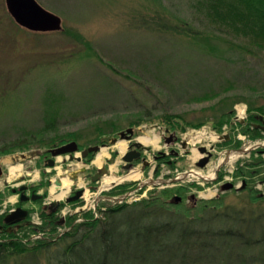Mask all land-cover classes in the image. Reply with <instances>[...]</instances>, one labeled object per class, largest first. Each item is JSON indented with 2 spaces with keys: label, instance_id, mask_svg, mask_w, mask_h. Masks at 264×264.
Wrapping results in <instances>:
<instances>
[{
  "label": "rangeland",
  "instance_id": "374dc122",
  "mask_svg": "<svg viewBox=\"0 0 264 264\" xmlns=\"http://www.w3.org/2000/svg\"><path fill=\"white\" fill-rule=\"evenodd\" d=\"M36 1L61 19V33L36 35L24 29L19 32L6 11L4 0H0V215L15 210L18 196L11 190L37 185L34 193L44 199L31 205L35 207L31 221L39 225L38 210L41 205L49 206L53 198L51 190L56 193L50 183L45 191L44 179L62 180L71 172L80 175L82 169L93 172L100 168L95 159L102 150L108 154L102 159V165L110 172L108 176L125 177L137 171L140 177L134 181L126 179L111 191L100 193L105 185L102 178L96 184V193L93 192L99 200L106 195L120 198L118 204H133L161 193L171 197L179 185L189 186L182 182L181 175L161 179L162 175L158 174L152 179L151 169L141 171V161L124 169L121 156L126 149L121 153L117 145L124 142L127 148L129 143L122 140L110 144V141L129 128L134 130L132 142H140L143 155L152 164L154 154L170 151L162 133L186 140L188 153L182 152L183 157L172 159L175 166L169 167L179 173L195 169L194 149L199 145L207 148L212 145L210 138L193 145L188 135L205 132L221 137L228 134V140L213 142L211 160L204 171H199L203 179L189 177L198 183L190 185L198 191L197 199L209 201L222 196L225 205L237 207L250 189L264 194V154L257 153L264 150V137L250 140L237 125L245 119L249 108L256 116L264 117V113L256 110L264 111V45L261 40L264 35L254 34L253 37L237 24L235 28L226 29L224 21L230 27L233 24L225 20L224 11L215 16L216 12L209 9L213 0ZM216 1L222 5L236 3ZM158 13L174 24L178 20L189 22L191 27L204 32L213 49L204 51L186 36L149 33L130 26L131 21L153 18ZM254 42L263 48H257ZM230 112L235 113L232 119L220 120L224 113ZM165 117H176L173 122L178 121L181 126L169 127ZM218 121L222 122L220 127ZM199 123H202L200 127L195 128ZM67 135H71L81 149L101 143L108 147H100L88 163L69 161L67 156L56 157L54 168H44L49 156L37 154L49 150L47 147L40 151L31 147L29 151L10 149L1 153L15 144L35 146ZM140 138L148 141H140ZM154 138H157L155 145L150 141ZM241 148H245L243 153L233 155L232 152ZM242 163L251 166L250 173L258 174L246 182L247 188L239 196L234 190L221 193L219 187L227 182L240 186L242 178L237 177V166ZM15 167L20 170L11 173ZM161 168V173L169 170ZM139 184H145L141 191H137ZM25 190L21 193L30 195ZM108 204L106 209L118 205ZM184 204L190 206L191 202ZM84 206L82 212L87 210ZM68 209L63 206L59 216L66 215ZM80 218V223L86 220L84 214ZM39 233L46 234L32 231L27 235Z\"/></svg>",
  "mask_w": 264,
  "mask_h": 264
},
{
  "label": "trees",
  "instance_id": "16d2710c",
  "mask_svg": "<svg viewBox=\"0 0 264 264\" xmlns=\"http://www.w3.org/2000/svg\"><path fill=\"white\" fill-rule=\"evenodd\" d=\"M231 1L236 3L222 5L213 0L209 9L216 12L215 16L223 11L226 13L225 20L233 24L230 27L224 21L226 29L235 28L237 24L253 37L254 34L264 35V0ZM190 25L180 20L176 24L171 23L159 13L153 18H141L130 23L131 27L149 33L186 36L204 51L212 50L204 32ZM16 26L19 32L24 29ZM30 33L41 35L61 31ZM261 40L264 45V40ZM255 46L263 48L260 44ZM256 110L264 113L261 108ZM234 114L224 113L220 120L234 117ZM258 116L249 108L245 122L237 123L250 140L264 137V133L256 128ZM175 118H164L173 129L181 126L178 121L173 122ZM221 125L222 122L218 121L217 126ZM232 125L229 123L231 128ZM67 136L54 137L35 146L15 144L1 153L10 149L29 151L31 147L39 151L45 147L52 149L73 141L71 135ZM48 154L46 149L42 153L43 156ZM93 155L89 154L85 161L88 163ZM250 167L247 163L238 164L237 177L247 182L258 174L250 173ZM242 192L235 191L238 196ZM246 198H242L237 207L225 205L222 196L209 201L198 200L195 205L186 206L178 203L173 195L161 193L133 204H118L102 212L100 218L87 215L85 221L61 236L54 233L53 226L44 224L36 231L50 234H45L46 238L35 244H24L22 240L0 242V264H264V194L250 189ZM42 214L47 216V213ZM22 238L25 240L29 236L24 234Z\"/></svg>",
  "mask_w": 264,
  "mask_h": 264
},
{
  "label": "flooded vegetation",
  "instance_id": "af4514ba",
  "mask_svg": "<svg viewBox=\"0 0 264 264\" xmlns=\"http://www.w3.org/2000/svg\"><path fill=\"white\" fill-rule=\"evenodd\" d=\"M260 124V122H259ZM257 129H260V125H256ZM261 130V129H260ZM167 132V131H166ZM162 137L166 138V134L162 133ZM131 139H134V137L132 136ZM132 144V142H130L129 146ZM170 148L169 152H158L157 154L153 155V163H151V160L148 159L145 155H143L144 153V148H140L139 151V157L137 159L138 161H141L142 163V172H146L148 169H151V173H150V177L153 179L154 177H156L158 174L162 175L161 179L165 178V177H173L176 175H181L180 178L182 179V182H187L189 183V186H184V185H179L178 189L175 194H173L174 199L175 197H179L180 200L177 201L178 203H189L191 202V205H195L197 203L198 200H202V199H197L198 195V191L195 189H193L192 183H196V180H192L189 179L188 177V173H190V171L185 172L183 171L182 173H179V171L177 169L175 170H170V168H173L175 166V163H173L172 159H176L178 160L180 157H183V155H181V153H188L189 151V147H188V143L186 140H179V137L176 136L175 134L173 135V139H172V143L168 146ZM134 148H132L133 150ZM51 150V149H49ZM49 150H47L49 152ZM257 153L264 154V151L260 150ZM42 155V154H40ZM212 152H211V157H212ZM47 156H49L48 158H46L45 160V167L44 168H54L55 167V159L53 158L54 164L53 166H48V161L49 159H51L50 154H48ZM40 158V156H38ZM211 157L209 158V161L211 160ZM200 158V157H199ZM198 158V160H199ZM166 159V160H165ZM171 159V160H170ZM208 161V163H209ZM167 163V164H166ZM135 162H133L132 165H134ZM243 164V163H242ZM239 164V165H242ZM166 168L169 169L168 171L161 173L162 168ZM170 167V168H169ZM200 171H204V169H201ZM97 172V169L93 172H82L80 175H78L76 172H71L70 175H67L68 178L70 180L73 181L69 193L67 195L64 196V198L62 200H59V204L57 205H53L54 202L57 201V199H52L50 204H48L49 206H42L41 208L38 210V220L40 219V224H35L32 223L31 221V212L33 211V209L35 208H31V205L35 204V203H40L41 199L43 200V196L39 195L38 199L35 200H31L32 196H38L36 195L34 192L36 189H38L37 185L36 186H32L29 187L24 191L25 193L27 191H29L30 195H28L27 197L29 198L28 200H26L25 202H20V195H21V191H19V187L16 188L15 191L11 190L12 194H16L18 196V201H16L15 203V208H21L23 210H25L27 212L25 218L17 223H6L5 222V217L8 215V213L10 211H8L7 213H4L2 215H0V242H5V241H23L24 244H35L37 241H40L41 239L46 238L45 236H41V234H37V235H30V237L28 239H23L22 236L24 234H30L32 231H36L38 230L37 226H43L45 225H50L53 226L51 228L55 229V234L56 235H63L68 233L71 229H73L74 226H76L77 224L80 223V220L82 218H80V216L82 214H84V218L86 219L87 215L92 216V218H99L101 216V213L104 212L105 210H107L105 207H108L110 202H113L114 205V199L112 198V196H102V200H98V201H93L90 204H85V208L87 209L86 212H82V203L79 200H82V198H79L77 201L74 202H69L66 203L64 200H66L69 197L74 196L75 191H79L81 190L82 192H84L86 189L88 190H92V192H94L95 190H97V185L98 183H93L90 180V176H92L93 174H95ZM218 172V171H217ZM1 174V173H0ZM200 175L203 176V174L200 172ZM44 176V175H43ZM82 177V178H79ZM81 179L82 181V185H79V180ZM151 179V180H152ZM173 179V178H172ZM60 182V179H57ZM45 184L43 187H45V191L48 187V184L50 183L52 187H54L56 189V193L60 192V188L61 186H56L54 184V181H49L48 179H44ZM244 182V185L242 184ZM47 186V187H46ZM143 188L145 187V184H142ZM244 186V187H243ZM22 187V186H21ZM138 187V186H137ZM221 187V186H220ZM243 187V189L239 190V191H243L244 189L247 188V183L246 180L242 178L241 184L239 186ZM143 188H139L137 190H142ZM66 198V199H65ZM107 199V200H106ZM110 201V202H109ZM30 204V206H28ZM76 204L78 205L77 211L75 210V206ZM36 205V204H35ZM63 206H67L70 209H68V213L64 216H59V210L61 208H63ZM72 206V209H71ZM89 209V210H88ZM42 213H47V216H43ZM50 215H53V217L49 218ZM96 218V219H97ZM46 234H50V233H46ZM10 237V238H9ZM8 238V239H7Z\"/></svg>",
  "mask_w": 264,
  "mask_h": 264
},
{
  "label": "water",
  "instance_id": "95a60500",
  "mask_svg": "<svg viewBox=\"0 0 264 264\" xmlns=\"http://www.w3.org/2000/svg\"><path fill=\"white\" fill-rule=\"evenodd\" d=\"M5 7L7 10V13L11 16V18L14 20V22L26 30L32 31V32H56L60 31L62 28L61 19L56 16L55 14L47 11L42 6H40L36 0H4ZM258 120L260 121L261 125L260 128L262 131H264V119L262 116L258 117ZM133 135V130L131 128L120 132L118 134L119 138H113L110 141V144H114L118 142L119 140H125L130 141L131 137ZM174 134H170L168 137L164 138V142L167 146H169L172 143ZM229 139L228 134L219 137V141H226ZM141 144L137 141H135L130 146H127V151L122 154L121 160L125 163L123 166L124 169H129L132 165V162L137 160L139 157V149L141 148ZM102 147H106L103 145ZM132 148H134L132 150ZM100 150L99 146H93L88 147L82 151L79 152V148L76 142H69L64 145H61L60 147L53 148L49 150V154L51 156V159L48 161V166H53L54 161L53 158L59 157V156H67L69 161H77L80 162L83 159H85L89 154L91 153H97ZM211 150H213V146L211 147ZM198 152L200 154H206V157L200 159L196 166L198 168H204L205 165L208 163L209 158L211 157V153L206 150L205 147H199ZM242 152V151H240ZM78 155V156H76ZM112 162V160H109ZM85 169H82V172H84ZM1 173V168H0ZM110 174L108 168L102 167L98 168L97 172L90 176V180L93 183H98L104 176H108ZM54 184L56 186H60V182L58 180H54ZM244 185V182L242 183ZM244 187V186H243ZM243 187H235V190H241ZM234 186L231 183H226L221 187L222 191H229L233 189ZM26 187L22 186L19 188V191L25 190ZM15 191V190H14ZM82 193L81 190L77 191L74 196L69 197L65 200L66 203L77 201L81 196L79 194ZM39 196H32L31 200L38 199ZM29 198L24 195V193H21L20 200H28ZM176 201H179V197H175ZM59 204L58 202H54L53 205ZM27 212L21 208H17L11 212L8 213V215L5 217L6 223H17L21 220H23L26 216Z\"/></svg>",
  "mask_w": 264,
  "mask_h": 264
},
{
  "label": "bare ground",
  "instance_id": "6f19581e",
  "mask_svg": "<svg viewBox=\"0 0 264 264\" xmlns=\"http://www.w3.org/2000/svg\"><path fill=\"white\" fill-rule=\"evenodd\" d=\"M187 137H188L189 143H191L193 145L198 143V142H201L202 139H206V138H210L212 143L217 140L216 136L214 134H206L205 132H196V133H193L191 135H188ZM139 140L140 141L143 140L144 142L148 141L147 139H144V138H140ZM156 140H157V138H154V139H151L150 141L153 145H155V144H157ZM117 146L119 147V150L121 153H123L126 149V143H124V142L118 143ZM193 153H194V157H195L194 160L200 156V154H198L195 149L193 150ZM107 155L108 154L106 153L105 150H102L100 153H98L96 156V159H95L96 165L101 167L102 166V159L104 157H107ZM16 170H20V167L12 168L11 173H14ZM198 174H199V172H197V171L192 172V176H194V177L198 176ZM139 177H140V173L137 171L131 172V173H129V175H127L125 177H115L112 175L107 176V177L103 178V182L105 185L102 187V189H104V188L107 189L109 187H112L113 185L116 186V185L122 183V181H125L126 179H130V180L134 181V180H137ZM71 183H72V181L69 178H67V177L63 178L61 180L60 192L54 193V189L51 190V193L53 194L54 198L58 199V200L61 199L65 195L67 189L71 186ZM79 196H84L85 198H87V202L90 203V199H89L90 192L88 190H85L84 192L80 193ZM205 197L207 198L210 196H205Z\"/></svg>",
  "mask_w": 264,
  "mask_h": 264
}]
</instances>
